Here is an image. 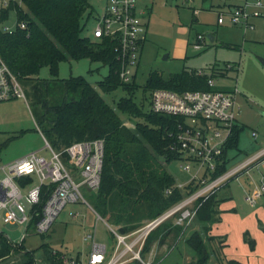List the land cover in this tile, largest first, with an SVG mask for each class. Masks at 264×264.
Wrapping results in <instances>:
<instances>
[{
	"label": "trees",
	"instance_id": "1",
	"mask_svg": "<svg viewBox=\"0 0 264 264\" xmlns=\"http://www.w3.org/2000/svg\"><path fill=\"white\" fill-rule=\"evenodd\" d=\"M20 2L21 5L11 1L4 11L3 19L10 10H15L16 30L0 33V59L24 87L28 108L36 126L34 131H40L52 148L60 151L73 142L104 140L101 180L92 200L95 212L118 233L125 234L157 217L184 195L196 191L200 186L194 181L178 189L174 177L165 167L179 159L171 147L183 119L151 112L150 95L155 89L179 93L225 90L209 87L207 82L216 77L224 78L227 73L217 74L210 69L209 73L204 71L198 74L196 69L183 68L163 78L160 72L150 71L142 88L143 97L136 103L133 99L138 90L135 76L130 83L120 80L115 43L110 38L90 40L81 36L84 28L82 19L86 12L92 10L88 0ZM21 23L24 28L20 27ZM224 45L231 48V45ZM80 59L107 66V75L97 82V86L103 93H111L119 88L125 92L126 97H121L115 108L83 76L58 77L60 62ZM43 67L48 68L49 78L38 77ZM144 104H147V111L144 110ZM119 113L132 121L134 127L125 126ZM241 130L242 127L236 123L232 126L210 179L224 173L233 164L230 151L238 150ZM49 189V186L42 188L41 203ZM217 192L201 202L192 219V222L199 223L200 229L185 239L195 254V264H207L212 255L216 256L219 246H223L224 237L209 235L211 225L220 219L218 206L223 199ZM40 208L41 205L38 210ZM184 232L183 225L164 222L147 237L143 257L154 242L162 244L171 233L181 237ZM243 240L250 249L254 248V240L248 232L243 233ZM0 244V258L3 260L15 252H23L22 245L12 246L1 234ZM40 249L45 262L62 264L57 257L59 254L53 255L47 244H42ZM24 253V261L20 264H38L34 252ZM221 264H224L223 260ZM225 264L238 263L229 260Z\"/></svg>",
	"mask_w": 264,
	"mask_h": 264
},
{
	"label": "built area",
	"instance_id": "2",
	"mask_svg": "<svg viewBox=\"0 0 264 264\" xmlns=\"http://www.w3.org/2000/svg\"><path fill=\"white\" fill-rule=\"evenodd\" d=\"M11 1L15 2L0 0V33L13 32L4 23L9 12L3 19L4 11ZM145 1L151 3L152 0H105L102 12L95 18L96 24L92 29L93 40L110 38L115 43V57L119 62L118 75L123 83H130L137 72L140 50L146 35L145 11L140 8V3ZM195 1L183 0V3L193 8ZM220 1L222 4L217 7L216 19L220 25L228 23L251 30L254 29L253 20H264V0H240L238 4H229L227 0ZM193 12L196 13L197 9L193 8ZM20 27L25 26L21 23ZM204 38L202 34H196L192 47L196 50L203 48ZM203 73L204 70H198V74ZM207 83L209 87H216L213 79H208ZM237 93L235 87L230 91L214 89L181 93L168 89L153 90L149 99L151 112L183 119V123L178 125L175 143L171 147L179 155L178 161L185 163L179 166L180 169L187 173H191L193 167L200 170L175 186L183 189L194 181L200 187L191 194L184 195L180 201L157 217L128 233H118L107 224L114 239L111 246L96 241L93 231H86L82 240L89 243L90 251L84 259L58 249H54L52 254H59L57 257L62 264H153L149 257L142 255L146 239L153 230L167 221L187 227L202 201L232 178L247 172L253 163L264 159L262 149L216 178L210 179L239 114ZM13 99L26 102L25 90L16 75L0 59V103ZM38 132L43 141L40 149L7 162H3L0 156L2 221L23 225L25 229H33L36 234L43 235L49 232L67 205L78 202L87 205L97 215L98 220L104 221L81 193V187L96 191L100 185L104 140L73 142L63 150L57 151L42 133ZM42 151H47L48 156L43 155ZM69 167H72L73 171ZM44 186H49L50 189L41 203ZM167 193H170V190H167ZM263 197L264 184H261L248 193L245 200L253 206ZM39 205L41 208L38 210ZM69 216L76 218L78 212L69 211ZM25 236L23 234L20 237V243ZM5 238L14 247L20 245L7 236ZM3 259L0 258V262Z\"/></svg>",
	"mask_w": 264,
	"mask_h": 264
},
{
	"label": "rangeland",
	"instance_id": "3",
	"mask_svg": "<svg viewBox=\"0 0 264 264\" xmlns=\"http://www.w3.org/2000/svg\"><path fill=\"white\" fill-rule=\"evenodd\" d=\"M14 1L21 5L20 0ZM88 2L92 10L86 12L82 19L84 28L81 36L93 40L92 29L96 24L95 18L101 14L105 0H88ZM197 4L198 2H196L195 7L199 6ZM207 5L208 3H204L203 7L208 9ZM206 9L193 16L191 8L187 7L183 0H178L177 7H173L171 2L164 4L162 0H155L149 20V38L144 45L139 69L135 75L138 90L133 99L136 103L140 102L143 97L142 88L150 71L160 72L163 78L180 72L183 68L202 69L206 73L213 69L217 74L227 73L226 77H216L213 80L216 88L231 90L236 86L239 93L237 94L238 97L236 96L240 107L238 121L243 126L238 137L239 150L233 149L230 151L232 155L237 152L233 158L234 162L241 159L244 154L249 157L254 155L257 150L264 148V68L257 60V56L264 57V20L259 19L255 28L251 30L231 27L228 23L218 26L215 24L218 10L205 11ZM193 17L197 18L199 22H194ZM4 23L12 31L16 30V12L14 9L9 11V16ZM196 34H202L205 37V46L199 50L194 49L190 44ZM208 34L215 36L214 42L208 39ZM224 44L231 45V48L226 47ZM161 48L165 49V52H160ZM166 52L169 53L168 59L165 58ZM107 72V66H103L99 62L80 59L60 62L58 77L65 79L69 76H83L98 90L101 97L115 108L117 101L121 97H126V94L121 88L111 93L100 91L97 82L102 80ZM38 77L49 78L48 68H41ZM147 109V104H144V110L147 111ZM119 115L124 120L125 126L134 127L132 121L127 119L125 115L122 113H119ZM35 128V123L24 100L13 99L1 102V160L5 162L42 147L43 141L40 134L34 131ZM22 131L23 133L20 135ZM41 153L48 156L47 151ZM181 164L185 163L175 160L165 165L166 170L174 177L176 183L185 182L190 174L192 175L198 170L197 167H193L191 173H187L180 169ZM69 169L73 171L72 167H69ZM262 183L264 184V160L254 165L247 172H242L236 178L230 180L229 188L232 192V201L235 203L236 215L239 216L240 220L244 221L260 205L250 206L245 200L248 193L246 191L248 189L253 190ZM81 193L86 202L92 207L95 191L81 187ZM69 211L78 212V216L72 218L69 216ZM1 216L0 213V234L4 237L7 236L20 246L22 245L23 252L13 253L0 264H20L24 261V252H34L38 264H48L42 257L40 249L42 244H47L51 251L58 249V251L67 252L72 256H76L78 253L80 258L84 259V255H88L90 251L89 243L82 240L86 231H93L95 240L98 242L109 246L114 243L107 226L109 225L113 229L114 227L107 220H104L105 222L98 220L97 215L81 202L67 205L60 212L49 232L43 234L44 236L36 234L33 229H25L23 225L4 223ZM245 221L248 222L245 226L251 228L248 232L253 238L252 233L255 234L254 227L257 228L255 218L250 217ZM233 222L240 224L237 217L233 218ZM262 224L264 227V219ZM260 227L261 225H258V228ZM184 229L186 232L181 237L174 236L171 233L164 243L154 242L150 246L146 257H149L153 264H195V254L186 244L185 239L193 231L199 230L200 225L193 221ZM232 233H234L232 234L233 251L229 256L231 259H237L246 264L249 251L242 249L238 244L241 243V237L236 232V226L232 228ZM23 234L26 236L20 243V237ZM222 247V245L219 246L216 256L212 255L207 264H221L222 260L225 264L229 261L223 256ZM263 255L261 252L258 255L259 257L256 258L257 261L250 264H262L260 261H264Z\"/></svg>",
	"mask_w": 264,
	"mask_h": 264
},
{
	"label": "crops",
	"instance_id": "4",
	"mask_svg": "<svg viewBox=\"0 0 264 264\" xmlns=\"http://www.w3.org/2000/svg\"><path fill=\"white\" fill-rule=\"evenodd\" d=\"M162 1H163L164 4L171 2L173 7H177L178 6V0H176V1H172V0H170V1L169 0L164 1V0H162ZM196 2H198V4H199L198 7H195ZM227 2L229 4H238V3H240V0H227ZM154 3H155V0H152L151 3L149 1H145V2H141L140 3V8L145 11L146 35H145V40H144V42L142 44V47H141V50H140L139 63H138V66H137V71L139 69V65H140V62H141L142 51L144 49V45L147 42V39L149 38L148 37L149 20H150V15H151V9H152ZM204 3H208V5H207L208 6V9H206L207 7H203L204 6ZM221 4H222V2L220 0H196L195 3H194V5H193V8L197 9V12L194 13L193 12V8H191L192 15L195 16V14H198V12L203 11L204 9H206L205 11H211L212 9H217V7L220 6ZM216 19H217V12H216ZM258 20L259 19L253 20L254 28H255V25H256V23H257ZM193 21L196 22V23L199 22V20L197 18H195V17H193ZM215 24L218 25V26L220 25L217 22H215ZM228 25H230V24H228ZM231 27L240 28V26H233V25H231ZM241 29H242V27H241ZM208 36H212V42L215 41V36L214 35L208 34L207 37ZM195 37H196V35L194 36V38L192 37L193 40H191V43H190L191 45L195 41ZM188 44H189V42H188ZM163 51L165 52V49L161 48L160 49V52H163ZM166 53H167L166 54V58L168 59L169 58V53L168 52H166ZM234 87L236 88V86H234ZM237 94H239V93H237ZM237 94H236V96H237ZM237 97H236V101H237ZM25 103L28 106V102L26 101ZM236 124L239 125L240 127L243 126V124L242 123H239V121H238V115H237V118H236ZM0 147L2 148V145L1 144H0ZM40 148H37V149H34V150H38ZM262 149H264V148H261L260 150H257V152H255L254 155L256 153H258L259 151H261ZM34 150H31V151H34ZM238 150H239V148H238ZM29 152H27V153H29ZM236 154H237V152L235 154H233V155L231 154V156H233L232 157V162H233V158L235 157ZM0 156H1V149H0ZM251 156H253V155H251ZM251 156H249V157H251ZM17 157H21V156H16V157H14V158H12L10 160H13V159H15ZM246 158H248V156L244 154V156L241 159H238V160L234 161L233 164L230 165L228 169H230V168L234 167L235 165L241 163ZM10 160H7V161H10ZM263 160L264 159H260V160L256 161L255 163H253L251 165V167L249 169H251L254 165L262 162ZM7 161H5V162H7ZM229 183H230V180L225 185H223L222 187H220L218 189V192L217 193L220 196V198L223 199V201L218 206V209L220 211V214H219V218L220 219H219L218 222H215V223H213L211 225V228H210V231H209V235L218 236V237H224L223 248H222V254H223V256L227 260H233V261H236L238 264H243L240 261H238L237 259H231L230 256H229V254L232 253V251H233L232 250V248H233L232 247V243H233V241H232V234L235 233V232L232 233V228L236 226V232H237V234H240V237H241V243H238V244L241 246L242 249L244 248L245 250H248L249 251V255H247V258L248 259L246 261V264H250L251 262H256L257 261L256 258L259 257L258 255L261 252L264 254V231L262 230V227H263L262 226L263 225L262 224V221L264 219V209H263L264 197L257 200V202L255 203V205H258V204H260V205L258 207H256L255 210L248 215V217L245 218V220H247L250 217H254L255 218V225L257 223V228H256V226L254 227L255 234L252 233V236H253V238H252L250 236L249 232H248L251 228L245 226L248 222H246L245 220H244L245 222L243 220H240L239 219V216L236 215L237 209H236L235 203L232 201L233 200V197H232V192H231V190L229 188ZM255 189H253V190L248 189L246 192L251 193ZM255 205H253V206L250 205V206L254 207ZM234 217H237L238 218V220L240 221V224H236V223L233 222V218ZM258 225H261V227L258 228ZM185 232H186V230H185ZM244 232H248L250 238L254 240V248L253 249H250L248 247V244L246 242H244V240H243V233ZM76 255L80 257V255L78 253ZM260 262H262V264H264V261L261 260Z\"/></svg>",
	"mask_w": 264,
	"mask_h": 264
},
{
	"label": "water",
	"instance_id": "5",
	"mask_svg": "<svg viewBox=\"0 0 264 264\" xmlns=\"http://www.w3.org/2000/svg\"><path fill=\"white\" fill-rule=\"evenodd\" d=\"M209 40L212 42V36H208ZM166 58V55H165ZM257 60L260 62V64L264 67V57L257 56Z\"/></svg>",
	"mask_w": 264,
	"mask_h": 264
}]
</instances>
